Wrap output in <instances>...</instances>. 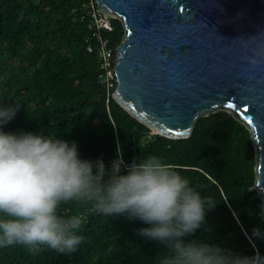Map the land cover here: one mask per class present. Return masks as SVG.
Instances as JSON below:
<instances>
[{
    "label": "trees",
    "instance_id": "1",
    "mask_svg": "<svg viewBox=\"0 0 264 264\" xmlns=\"http://www.w3.org/2000/svg\"><path fill=\"white\" fill-rule=\"evenodd\" d=\"M88 0H0V103L22 107L6 132H43L75 141L82 158L102 157L106 166L122 151L131 164L147 154L162 157L190 179L216 206L201 228L185 240L219 244L242 255L264 254L260 213L264 197L253 190L257 156L250 129L227 111L196 119L191 136L170 139L149 135L99 81L98 41L88 29L82 5ZM85 16L81 20V17ZM111 30L101 40L117 50L123 23L109 18ZM92 51H88V47ZM60 214H80L85 241L78 251L60 254L43 248L32 253L16 245L0 249V264H154L166 247L137 235L148 225L123 216L105 217L90 207L68 203Z\"/></svg>",
    "mask_w": 264,
    "mask_h": 264
},
{
    "label": "clouds",
    "instance_id": "2",
    "mask_svg": "<svg viewBox=\"0 0 264 264\" xmlns=\"http://www.w3.org/2000/svg\"><path fill=\"white\" fill-rule=\"evenodd\" d=\"M22 105L0 103V249L24 246L60 254L78 251L84 217L64 216L72 203L105 217L123 216L146 225L137 235L166 247L154 264H264V254L242 255L200 239L185 240L201 228L216 204L176 167L154 154L126 164L122 151L106 166L102 157L82 158L75 141L42 131L6 132ZM253 236L264 239V229Z\"/></svg>",
    "mask_w": 264,
    "mask_h": 264
},
{
    "label": "water",
    "instance_id": "3",
    "mask_svg": "<svg viewBox=\"0 0 264 264\" xmlns=\"http://www.w3.org/2000/svg\"><path fill=\"white\" fill-rule=\"evenodd\" d=\"M95 1L97 16L112 14L126 32L113 100L149 135L170 139L190 137L199 117L234 111L253 134L252 189L264 197V0Z\"/></svg>",
    "mask_w": 264,
    "mask_h": 264
},
{
    "label": "built area",
    "instance_id": "4",
    "mask_svg": "<svg viewBox=\"0 0 264 264\" xmlns=\"http://www.w3.org/2000/svg\"><path fill=\"white\" fill-rule=\"evenodd\" d=\"M83 11L86 12V16L89 18L88 29L93 32V37H96L99 49V61H100V74L99 81L106 88L108 92L114 91L117 82L114 80V64L116 63V56L113 50L109 48L107 40H101V31H110L111 26L109 17L103 19L97 16V3L95 0H88V3L82 5ZM85 16L81 17V20ZM88 51L91 52L92 48L89 46ZM116 52V51H115Z\"/></svg>",
    "mask_w": 264,
    "mask_h": 264
},
{
    "label": "rangeland",
    "instance_id": "5",
    "mask_svg": "<svg viewBox=\"0 0 264 264\" xmlns=\"http://www.w3.org/2000/svg\"><path fill=\"white\" fill-rule=\"evenodd\" d=\"M111 15V16H110ZM108 17L110 18V17H114L112 14H110ZM227 112L230 114V115H232V116H235V117H237V115H236V113L234 112V111H232V110H227Z\"/></svg>",
    "mask_w": 264,
    "mask_h": 264
}]
</instances>
